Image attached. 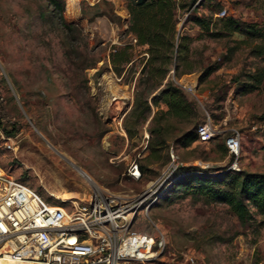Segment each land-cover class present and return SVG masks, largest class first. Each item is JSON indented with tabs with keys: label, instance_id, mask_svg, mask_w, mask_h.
Returning <instances> with one entry per match:
<instances>
[{
	"label": "rangeland",
	"instance_id": "obj_1",
	"mask_svg": "<svg viewBox=\"0 0 264 264\" xmlns=\"http://www.w3.org/2000/svg\"><path fill=\"white\" fill-rule=\"evenodd\" d=\"M199 1L184 8L176 25L189 37L193 71L172 78L197 104L199 124L210 121L216 135L182 146L179 137L190 122L161 114L153 121L162 104L141 116L144 50L127 31L124 0H64L71 30L47 0H0V168L68 210L94 195L133 199L159 179L148 200L154 202L131 221L132 230L165 237V248L149 264H264V215L241 223L225 204L183 197L171 187L162 191L164 177L189 167L211 175L264 172V77L256 90L242 87L247 73H264V55L252 52L258 41L234 42L243 35L202 34L187 18L195 6L197 14L210 15ZM223 4L238 19L264 26V0ZM126 44L132 60L117 73L109 54ZM231 129L241 137L236 158L224 143ZM132 161L140 171L136 180L128 174Z\"/></svg>",
	"mask_w": 264,
	"mask_h": 264
},
{
	"label": "trees",
	"instance_id": "obj_2",
	"mask_svg": "<svg viewBox=\"0 0 264 264\" xmlns=\"http://www.w3.org/2000/svg\"><path fill=\"white\" fill-rule=\"evenodd\" d=\"M47 1L62 26L71 30V24L63 17L64 0ZM196 1L190 0L189 5H186L181 0H124L129 15L127 31L134 36L135 46L144 50L138 80V85L146 90L141 116L145 119L151 106L158 107L162 104L165 109H158L153 121L161 114L165 118L190 122V129L179 137L182 146L197 140L196 130L200 125L201 113L195 101L172 78L193 71L189 65V37L178 33L176 25L184 8L190 7ZM199 4L209 7L210 15L197 14L195 6L187 18L199 27L202 34L211 38L231 36L234 33L243 35V39L234 42L240 44L258 41L253 45L252 52L254 56L264 55V26L238 19L225 7L223 0H200ZM131 48L130 44L112 47L109 60L117 73L122 64L132 60L129 52ZM213 70H205L199 81ZM246 76L247 81L242 83L243 91L251 92L259 87L264 73L253 72ZM262 134L264 138V130ZM128 135L131 136L129 133ZM162 143L164 139L158 141L157 145L161 146ZM147 148H151L150 144ZM184 171L180 176L174 177L165 190L171 187L172 193L179 192L183 197L193 195L209 202L225 204L241 223L253 220L255 215H264V172L229 169L221 174L211 175L195 167Z\"/></svg>",
	"mask_w": 264,
	"mask_h": 264
},
{
	"label": "built area",
	"instance_id": "obj_3",
	"mask_svg": "<svg viewBox=\"0 0 264 264\" xmlns=\"http://www.w3.org/2000/svg\"><path fill=\"white\" fill-rule=\"evenodd\" d=\"M99 85V81L97 83ZM197 140L207 142L216 135L210 121L197 127ZM240 133L231 129L225 138L227 152L239 154ZM170 157L174 160L173 151ZM128 174L138 179L135 161ZM167 181L164 191L174 177ZM152 182L133 199H104L90 196L86 204L68 210L62 204L50 203L39 192L0 168V257L16 263L42 264H149L157 260L166 246L164 235L141 233L131 229L137 210H147L154 202ZM154 188V189H153ZM158 195H156L157 197ZM156 199V198H155Z\"/></svg>",
	"mask_w": 264,
	"mask_h": 264
},
{
	"label": "bare ground",
	"instance_id": "obj_4",
	"mask_svg": "<svg viewBox=\"0 0 264 264\" xmlns=\"http://www.w3.org/2000/svg\"><path fill=\"white\" fill-rule=\"evenodd\" d=\"M71 3H69L68 8L71 7ZM191 88V87H190ZM81 173L84 175V177H88L84 174V172L81 171ZM0 264H42L40 262H34V261H24L21 263H16L14 261H11L5 257H0Z\"/></svg>",
	"mask_w": 264,
	"mask_h": 264
}]
</instances>
